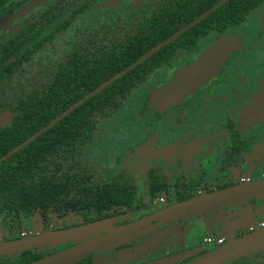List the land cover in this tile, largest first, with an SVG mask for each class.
Segmentation results:
<instances>
[{"label":"flooded vegetation","instance_id":"1","mask_svg":"<svg viewBox=\"0 0 264 264\" xmlns=\"http://www.w3.org/2000/svg\"><path fill=\"white\" fill-rule=\"evenodd\" d=\"M34 1H11L16 8L0 19V38L15 36L47 6L65 14L66 25L53 36L44 61L49 73L36 77L62 76L66 107L60 115L79 109L87 120L72 133L77 140L67 132L63 172L78 175L83 188L132 194L133 202L98 206V212L86 209L82 198V211L33 209L0 222V242L87 225L103 229L77 243L2 254L0 263L39 256L29 264L103 239L107 229L125 228L124 235L69 264H264V219L247 233L217 224L242 210L260 216L264 197L171 224L150 219L186 201L264 180V174H248L251 161L264 157V0H45L27 9ZM226 39L234 47L216 76L177 104L154 105L176 72ZM0 118L1 130L10 124V113ZM233 158L236 163L229 162ZM207 215L215 221L195 222ZM33 218L40 226L31 227ZM141 256L146 259L133 263Z\"/></svg>","mask_w":264,"mask_h":264},{"label":"trees","instance_id":"2","mask_svg":"<svg viewBox=\"0 0 264 264\" xmlns=\"http://www.w3.org/2000/svg\"><path fill=\"white\" fill-rule=\"evenodd\" d=\"M11 1L0 0V19L16 8ZM57 8L47 6L37 10L15 36L0 38V114L10 113V124L0 130V158L52 122L66 107L62 76L36 78L49 73L44 61L51 55L53 36L66 25L63 11L54 14ZM79 111L76 109L62 117L0 163V222L9 223L33 209L82 211V198L88 203L86 209L95 207L98 212L114 203L133 202L132 194L94 191L91 185L83 188L78 175L63 172L62 165L68 154L67 132L77 140L73 135L78 133V124L87 121ZM229 162L236 163L237 159ZM38 257L4 264H25Z\"/></svg>","mask_w":264,"mask_h":264},{"label":"water","instance_id":"3","mask_svg":"<svg viewBox=\"0 0 264 264\" xmlns=\"http://www.w3.org/2000/svg\"><path fill=\"white\" fill-rule=\"evenodd\" d=\"M45 0H35L27 9L35 5L42 4ZM234 45L230 40H221L215 45L206 50L198 60L190 66H187L175 73L174 78L166 86H164L153 99L155 106L169 107L173 104L181 102L186 96L193 94L204 86L209 79L216 76L222 63L228 57L230 51ZM81 100L78 104H80ZM71 109L60 115L56 120L50 123L47 127H50L55 122L64 117ZM46 127V128H47ZM44 128V129H46ZM43 129V130H44ZM41 130L37 134L30 137L25 143L16 147L3 158L0 162L18 150L23 148L27 143L33 140L38 134L43 132ZM264 197V180L252 182L242 186L230 188L224 191H220L205 197L189 200L184 203L178 204L166 212L154 216L150 219L158 222L161 225L171 224L182 218L192 215H198L207 211H212L225 206L238 205L243 202H247L252 198ZM103 229H99L97 225H87L80 228H74L67 231L44 234L39 237L27 238L24 240L12 241V242H0V255L20 253L26 249L36 247H52L55 244L65 243L67 240L73 237L89 236L94 233H99ZM108 235L103 239H98L94 242L84 243L74 246L70 249L55 253L48 257L42 258L29 264H69L81 259L89 250L95 247L97 244L108 243L113 239L119 238L124 235L127 229L114 228L107 229ZM167 260H162L166 262ZM159 264V263H158Z\"/></svg>","mask_w":264,"mask_h":264},{"label":"rangeland","instance_id":"4","mask_svg":"<svg viewBox=\"0 0 264 264\" xmlns=\"http://www.w3.org/2000/svg\"><path fill=\"white\" fill-rule=\"evenodd\" d=\"M2 121H3V118H0V122H2ZM195 163H196V161L194 162L193 165H195ZM251 164H252V168L248 169V174L252 179L258 178L261 174H264V157L257 158V162H255V163H254V161H251ZM259 215L260 216H253L251 213L249 214V212L242 210V212H239V215H236L235 213L234 214L231 213L230 217L225 216V218H223V219L219 218V220H217V221H219L220 223L217 222V224H222V225L225 224L227 229H230V230H232V229L239 230L240 229L243 231V233H247V229L250 225H255L258 223V221L264 219V213L261 212ZM209 217L212 218L213 215H211V216L207 215V217L206 216L198 217L195 219L196 220L195 222L199 223L200 221H203V219L206 221V220H208L207 218H209ZM213 220L215 221L214 217H213ZM67 223H70V221H67ZM31 225H32L31 227L40 226V223H39V221H37V218L36 219L33 218L31 220ZM95 225H97V227L99 226L98 224H95ZM187 227H188V229H191L193 227V224L190 223L187 225ZM174 229H179V227L174 228ZM172 231H174V230H170L169 233H171ZM222 234L228 240L232 239L231 233H220L219 235H222ZM84 238H85V236H79V237L77 236V237H73L72 239H69V240L71 242L77 243L78 241H81ZM66 242L64 244H66ZM55 245H57V244H55ZM142 257L143 256H141L140 258H133V260H132L133 263H135V261L140 262L139 260L146 259V257H143V258Z\"/></svg>","mask_w":264,"mask_h":264}]
</instances>
